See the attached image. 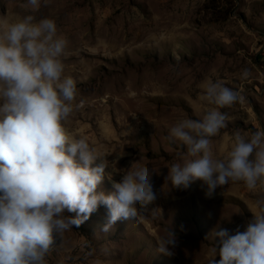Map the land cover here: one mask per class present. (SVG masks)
Listing matches in <instances>:
<instances>
[{"label": "rangeland", "instance_id": "1", "mask_svg": "<svg viewBox=\"0 0 264 264\" xmlns=\"http://www.w3.org/2000/svg\"><path fill=\"white\" fill-rule=\"evenodd\" d=\"M24 2L0 0V18H51L69 41L64 75L75 80L80 104L66 124L72 136L116 161V171L106 169L116 182L120 169L147 167L157 195L136 219L108 232L101 230L108 209L99 206L80 227L54 237L48 264H208L214 230L244 231L259 188L229 182L209 198L200 181L172 187L168 167L182 163L183 146L168 132L216 107L199 98L206 79L240 94L219 109L228 121L212 138L214 158L227 156L234 131L247 137L264 129V0H42L31 13L19 7ZM98 190L113 191L107 175ZM170 230L177 244L166 256L157 240Z\"/></svg>", "mask_w": 264, "mask_h": 264}, {"label": "clouds", "instance_id": "2", "mask_svg": "<svg viewBox=\"0 0 264 264\" xmlns=\"http://www.w3.org/2000/svg\"><path fill=\"white\" fill-rule=\"evenodd\" d=\"M41 3L25 0L19 7L31 13ZM68 46L54 19L0 18V264H48L54 237L80 227L99 206L108 209L101 229L108 232L121 219H136L157 199L147 167L133 163L120 169L122 179L116 182L106 173L116 171V161L66 127L80 107L76 82L64 75ZM201 88L200 100L216 107L201 119L184 118L170 127L167 139L179 141L183 150L177 153L182 163L168 167L166 181L175 188L200 181L209 198L229 182L259 188L257 211L244 231L214 230L218 243L208 264H264V129L247 137L234 131L227 156L214 158L212 138L228 121L219 109L231 107L240 94L220 80L206 79ZM106 175L113 187L107 194L98 190ZM157 244L159 253L172 256L175 233L170 230Z\"/></svg>", "mask_w": 264, "mask_h": 264}, {"label": "bare ground", "instance_id": "3", "mask_svg": "<svg viewBox=\"0 0 264 264\" xmlns=\"http://www.w3.org/2000/svg\"><path fill=\"white\" fill-rule=\"evenodd\" d=\"M113 78V77H112ZM107 81H108V79H107ZM108 84H109V81L107 82ZM105 84V83H104ZM111 87V86H110ZM112 88V87H111ZM107 89V88H106ZM109 91V90H108ZM108 133V132H107ZM109 134V133H108Z\"/></svg>", "mask_w": 264, "mask_h": 264}]
</instances>
